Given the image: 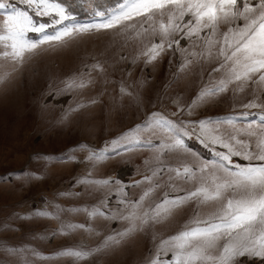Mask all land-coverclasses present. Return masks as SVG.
Here are the masks:
<instances>
[{
    "label": "rangeland",
    "instance_id": "rangeland-1",
    "mask_svg": "<svg viewBox=\"0 0 264 264\" xmlns=\"http://www.w3.org/2000/svg\"><path fill=\"white\" fill-rule=\"evenodd\" d=\"M9 2L29 11L38 21L48 20L35 17L21 0ZM97 2L109 4L111 0ZM68 3L77 23L99 20L92 15L91 0ZM136 23L135 30H93L66 45H43L23 64L0 58V264H149L162 239L180 231L197 210L204 215L215 207L198 209L193 200L169 219L146 226L119 246L92 252L105 237L128 224L119 219L90 218L84 209L91 211L104 202L108 205L105 211L120 210L124 193L136 200L155 184L160 187L146 201V207L159 203L165 193L182 196L194 190L195 182L177 179L169 169L210 162L217 159L216 152L226 151L219 144L205 147L201 143L198 122L235 117V127L243 128L264 115L262 107H244L250 101L264 105V84L252 82L243 91L232 84L226 92L201 101V92L212 88L224 75L223 71H213L220 61L191 57L192 51L201 50V42L196 38L180 39L177 34L174 39L180 40L179 48L165 45V51L148 62L143 53L159 42V37L153 38L151 32L137 36L140 21ZM226 30L227 26L221 27V32ZM31 36L39 38L36 33ZM97 64L99 68L94 67ZM81 74L85 79L90 77L92 83L83 89L65 90L64 82ZM153 113L189 132L190 137H184L189 152L162 154L155 142H171L162 132L140 133L141 139L152 140V144L130 146L120 139ZM219 128L232 132L227 125ZM114 140L120 146L119 155L103 163L87 158L92 151L116 147ZM233 160L247 163L239 157ZM157 169L160 174L153 177ZM145 177H152L151 184ZM103 179H114L115 183L101 186L82 182ZM81 224L92 231L70 227ZM66 249L92 254L83 259L59 255ZM161 258L170 259V254ZM241 264L264 261L245 257Z\"/></svg>",
    "mask_w": 264,
    "mask_h": 264
},
{
    "label": "snow or ice",
    "instance_id": "snow-or-ice-1",
    "mask_svg": "<svg viewBox=\"0 0 264 264\" xmlns=\"http://www.w3.org/2000/svg\"><path fill=\"white\" fill-rule=\"evenodd\" d=\"M21 2L33 10L35 17H47L48 20L38 21L29 11L18 8L9 0H0V10H3L0 15V58L16 64H23L26 57L38 53L43 45H66L93 30H135L139 20L137 36L151 32L153 38L159 37V42L143 53L148 62L156 60L165 51V45L169 49L173 45L179 48L180 40L174 39L177 34L180 39L196 38L201 42V50L192 51L191 57L220 61L213 71H223L224 75L212 88L201 92V101L226 92L232 84H238L239 91L252 82L264 84V0H111L109 4L91 0L92 15L99 17L91 23H77L68 0ZM222 26H227V30L221 32ZM32 33L39 34V38L33 39ZM91 83V78L85 79L84 74L73 75L64 82V87L72 91ZM244 107L264 108V105L250 101ZM198 123L201 143L205 147L209 143L219 144L226 151L216 152L217 159L210 162L169 169L177 179L195 182L194 190L182 196L170 197L165 193L159 203L146 207V201L160 187L155 184L136 200L129 199L124 193L120 210L109 213L105 211L108 205L104 202L91 211L84 209L90 218L119 219L128 224L121 231L105 237L92 252L119 246L129 236L143 231L150 224L164 222L175 211L195 200L198 209L208 205L215 207L204 215L197 210L180 231L162 239L149 264H241L245 257L249 261L257 258L264 261V115L249 121L243 128L235 127V117L208 118ZM213 124L217 127H210ZM222 124L232 129L231 134L221 131L219 125ZM148 130L153 135L157 132L167 134L171 140L170 143L161 139L155 142L163 150L162 154L190 151L184 139L190 137L189 132L159 113H153L144 124L122 134L120 139L127 140L130 146L152 144V140L140 138V133ZM132 133L136 134L135 137ZM112 144L117 146L111 150L92 151L87 158L103 163L110 156L119 155L118 141L114 140ZM125 150H128L127 146ZM233 157L247 163L234 162ZM160 171H154L153 177ZM172 179L170 176L169 180ZM145 180L151 184L152 177H145ZM82 182L106 186L115 180ZM120 191L123 192V188ZM70 227L92 231L90 226L83 224ZM92 252L66 249L59 255L83 259ZM169 254L170 259L161 258Z\"/></svg>",
    "mask_w": 264,
    "mask_h": 264
}]
</instances>
